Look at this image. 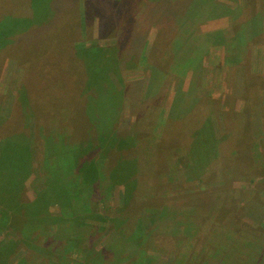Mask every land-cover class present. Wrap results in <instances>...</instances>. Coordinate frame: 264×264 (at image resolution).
Masks as SVG:
<instances>
[{"label": "rangeland", "instance_id": "obj_1", "mask_svg": "<svg viewBox=\"0 0 264 264\" xmlns=\"http://www.w3.org/2000/svg\"><path fill=\"white\" fill-rule=\"evenodd\" d=\"M12 1L0 0V15L11 16ZM121 1L129 18L125 21L135 34L132 40L123 41L133 51L122 53L117 75L113 77L110 71L108 75L117 85L118 97L124 99L122 119H113L112 127L124 140L123 145L111 147L113 153L101 161V174L97 171L100 180L111 171L114 177L101 185L96 182L92 199L83 203L85 211L75 213L80 204L75 205L73 197L65 199L64 210L56 204L57 197L73 187V178L51 184L45 180L49 171H39L36 154L31 159L27 151L10 152L12 163L17 159L30 171L23 179V204L33 214L27 233L39 222L52 229L45 212L52 216L60 215L59 210L66 213L68 223L62 219V226L38 240H50L53 250L46 252L50 257L46 259L51 264H235L243 249L242 241L239 243L243 236L251 239L244 253L255 249L258 254L259 242L264 241V105L257 110V105L250 106L258 117L246 113V107L248 91L260 87L258 76L264 73V16L259 17L263 0H255V6L251 0H216L219 5L207 11L199 0H170L173 5L164 0ZM17 3L15 15L22 17L29 10V1ZM84 4L81 1L74 51L76 47H101L108 50L106 55L114 56L117 34L109 25L102 29L97 15L89 18ZM187 16L192 20L185 21ZM37 18L42 19L43 14ZM36 35L37 31L23 35L17 46L26 48ZM27 50L36 51L33 47ZM18 55L0 53V121L19 109L6 122L9 136L25 134L28 149L39 151L36 147L43 145L48 128L56 123L68 127L67 133L74 132L79 90L58 44L49 51L51 62L42 72L30 73L31 68L24 63L25 69ZM23 75L37 81L26 89L27 107L35 108L34 114L21 111L23 98L16 101ZM252 77L257 79L251 81ZM93 115L103 118L90 111L89 121ZM104 122L109 126L108 118ZM82 123L86 124L85 119ZM246 123L252 132L249 146L243 143ZM201 126L211 137L202 134ZM95 130L90 131L91 136ZM51 134L60 140L58 133ZM3 137L0 130V139ZM77 138L72 134L71 143ZM154 151L166 155L162 167L169 175H164L160 188L152 176ZM125 203L132 208L126 209ZM7 212L1 211L0 221L5 219L0 222V243L12 245L3 254L9 264H16L27 246L13 236L18 226L9 227V217H4L9 216ZM220 214L223 221L218 220ZM18 228L23 229V223ZM207 232L215 241L209 246L201 242L189 256L192 244ZM204 252L207 255L202 257ZM251 256L240 261L257 264V255Z\"/></svg>", "mask_w": 264, "mask_h": 264}, {"label": "trees", "instance_id": "obj_2", "mask_svg": "<svg viewBox=\"0 0 264 264\" xmlns=\"http://www.w3.org/2000/svg\"><path fill=\"white\" fill-rule=\"evenodd\" d=\"M28 1V12L20 14L22 17L15 15L16 4H18L17 2H19L20 5L25 4ZM81 1L85 3V10H88L86 11V15H89V18L93 14L97 15L101 20L102 29L104 26L109 25L110 29H113L114 33L117 34L119 38L117 44L118 52L117 49L114 48V56L106 55L108 50H104L101 47L87 49H79L76 47V51H74V41L80 32L81 25ZM164 1L169 5L174 4L170 0ZM184 1L192 3L197 0ZM199 1H202L208 7L205 11L210 10L213 6L219 5L216 0ZM122 2L123 1L121 0H13L12 4L15 7L11 16L8 14V16H6V14L5 16L0 15V53L3 51H7V53L18 52L19 63L23 64L25 69V64L27 63L29 68H31L30 73L38 69L42 72V70L47 69V65L51 62L48 57L49 51L58 44L63 60L65 59V62L75 79L73 82L79 90V98L81 100V103H78L76 106L78 117L74 121L75 126L72 128L74 132L71 134L67 133L65 130H68V127H60L59 124L56 123V125L52 128H48L50 132L43 137V145L36 147L39 151L36 149L34 150L33 147H31L30 150L28 149V145L26 146L25 144V134L16 132L15 135L9 136L10 132L8 129L10 126L7 128L6 122L11 120L15 112L19 109L13 111L8 118L4 117V119L0 121V130H2L5 134V137L0 139V217H2L1 211L5 210L8 211L6 214H9V216H4L9 217L7 219L9 227H19L23 223L24 228L19 229L17 227L14 229L16 232H13V236L27 246L25 254L16 264H51V260L48 261L46 259L50 258L46 252L53 250L49 248V243H51L50 240H47L45 243H40L38 240L41 236H45L44 233H52L51 230L55 226H62L63 223H68V220L66 221L65 219L66 213L61 210H59L61 213L58 216H52L49 213L46 215V212L43 210L45 212V217L52 220V229H48L50 226L47 228L43 226L45 224L42 225L41 222H39L37 226L33 228L31 233H27L33 214L30 212L29 214L23 204V179L28 176V172L30 171H27L28 169L26 168L24 169V166L18 163L17 159H15L12 163L14 156L10 152L27 151L28 153L25 152V154L28 157H31V159L33 156L35 159L36 154V158L41 165L39 171L40 169L42 171H49L46 173L45 180L53 182L51 184L59 182L60 180L73 178V187L71 186L67 189V191L58 196L56 204L60 207V209L64 210L67 208L65 199L67 200V198L73 197V199L77 202L75 205L80 204L75 213H82L85 211L83 203L92 199L95 189L97 188L95 187L96 182L100 181L101 183L97 184L101 185L109 177L111 179L114 177V172L111 171L109 175L104 177L105 179L100 180V177L98 178L97 171L101 174V161L104 160L103 158L106 157V155H111L113 153V151H110L111 147H119L121 143L123 145L122 140H124V138H121L115 129L114 131L112 129V127L115 126L113 119L118 116L119 119H122L124 99L122 101V98L118 97L117 85L113 81V78L108 75L109 71L113 74V77L117 75L119 72L118 63H120V60L121 62L123 60L121 58L122 53L128 51L129 54L133 51V46L131 47L130 45L127 49V46L123 41L132 40L135 37V34L132 31V25L125 21V19L128 21L129 18L126 16V12H124V5ZM251 2L252 5L255 6L256 1L251 0L249 3ZM182 5L187 6L185 3H182ZM254 12L256 13L257 18V12ZM39 14H43L42 19L37 18V15ZM259 14V17L264 16V0L261 4V12ZM46 17H48V20H46ZM183 19L185 21H191L192 17L187 16ZM34 31H37L39 35H36L33 38V41H30L26 48L17 46L18 40L23 37V35L33 33ZM157 42H159V38ZM228 42L229 41H226L225 43L229 47ZM40 46L43 47V49L39 51ZM29 47L35 48L36 51L31 52L27 50ZM188 61L190 62L191 58H189ZM154 75L155 73L153 72V76ZM258 77H261L258 83L260 87H256L252 91L249 90L247 94L248 103L246 110H249L246 113L250 112L251 114L249 115L252 117H258L259 114L254 110H251L252 108H250V106L252 104L257 105V108L255 109L257 110L264 105V73ZM253 79L256 80L257 78L252 77L251 81ZM34 84H37V81L35 82L29 75H23L20 84L21 87H19L18 94L16 96V101L18 103L21 98H23L24 105L22 106L21 111L26 114L30 111H33L34 114L35 111V108L29 109L27 107L28 94L26 92V89L31 88ZM93 103H97V105L93 107ZM42 106L44 107L45 105ZM90 111L93 114L95 113L97 116L98 114H102L103 118L99 119L93 115L92 120L89 121L88 113ZM21 118V124H23V115H21ZM105 118H108V122L110 121L109 126H107L104 122ZM82 119H85L86 124L82 123ZM259 119L262 121L261 117ZM245 125L243 132L247 139L243 143H249V146L252 142V132L249 124L246 123ZM200 129L204 130L202 126ZM92 130L95 131L91 136L90 131ZM52 132L58 133L57 135L60 136L59 141H57L58 139L56 138L54 139V135L51 134ZM11 133H13V128ZM203 133L207 138L211 137L207 129L202 131V134ZM72 134L78 136V138L72 142L74 145L70 141ZM79 138L81 139L79 140ZM131 144L133 143L131 142ZM33 151L35 152L33 153ZM153 156L154 162L156 159V170L152 173V176L154 177L156 187L160 188V184L165 178L164 175H169L167 173V169L162 167V162L166 158V155L163 151H154ZM30 164L31 162L28 163V168L30 167ZM31 169L33 171V167ZM148 175L149 173L147 172L145 177ZM42 178L44 177L42 176ZM140 181L143 182V176H140ZM125 204L126 209L129 207L132 208V204ZM204 209L209 210L212 208L204 207ZM39 213L43 212L39 211L38 214ZM221 216V214L218 215L219 221H223V219H225L223 218L221 220ZM4 219L5 218H3L2 221ZM62 219L64 220L63 223ZM134 220L135 219H133V221ZM131 221L132 218L129 223H131ZM81 223L82 222H79V224ZM242 223L244 224V222ZM244 225L248 226L246 223ZM224 226L226 225L224 224ZM1 230L3 229H1L0 225V232ZM203 235V238H199L195 241V245L192 244L193 247L191 246L189 256L196 253L194 252L195 247L201 244V242L209 246L213 243V241H215V237L212 239L208 232ZM250 242V237L243 236L242 239L240 238L239 243H241L240 246H243V249L242 252L236 256L235 264H249V261H244L243 259L240 261V258L245 255L251 256V254V258H255L257 255L256 261H259L257 264H264V251L261 253L262 249H264V241L261 240L259 242L261 250L258 254L255 249H253V251L251 250V253H244L247 249V244H250ZM1 245L0 264H9L8 261L5 260L6 256L3 252L6 248H12V245L0 243V246ZM233 246H236L235 242H233ZM200 250L201 249H199V251ZM248 251L250 252V249H248ZM42 255H45V257H42ZM205 255H207L206 252L203 253L202 257Z\"/></svg>", "mask_w": 264, "mask_h": 264}]
</instances>
